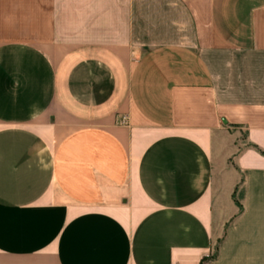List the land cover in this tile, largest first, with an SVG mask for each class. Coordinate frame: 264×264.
I'll use <instances>...</instances> for the list:
<instances>
[{"label": "crops", "instance_id": "crops-1", "mask_svg": "<svg viewBox=\"0 0 264 264\" xmlns=\"http://www.w3.org/2000/svg\"><path fill=\"white\" fill-rule=\"evenodd\" d=\"M203 263L264 264V0H0V264Z\"/></svg>", "mask_w": 264, "mask_h": 264}, {"label": "rangeland", "instance_id": "rangeland-1", "mask_svg": "<svg viewBox=\"0 0 264 264\" xmlns=\"http://www.w3.org/2000/svg\"><path fill=\"white\" fill-rule=\"evenodd\" d=\"M219 240H220V239H217V241L214 243V247H213V251H212V255H211V256H213V254H214V252H215V248H216V246L218 245Z\"/></svg>", "mask_w": 264, "mask_h": 264}, {"label": "trees", "instance_id": "trees-1", "mask_svg": "<svg viewBox=\"0 0 264 264\" xmlns=\"http://www.w3.org/2000/svg\"><path fill=\"white\" fill-rule=\"evenodd\" d=\"M217 250V246H216V248H215V251ZM215 255V254H214ZM213 257V256H212ZM204 264V263H203Z\"/></svg>", "mask_w": 264, "mask_h": 264}]
</instances>
